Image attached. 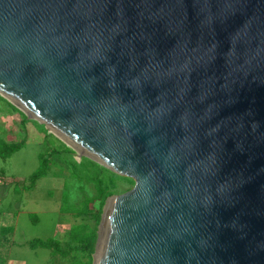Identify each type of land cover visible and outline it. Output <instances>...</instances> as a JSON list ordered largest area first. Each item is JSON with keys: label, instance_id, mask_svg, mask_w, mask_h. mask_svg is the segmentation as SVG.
<instances>
[{"label": "water", "instance_id": "1", "mask_svg": "<svg viewBox=\"0 0 264 264\" xmlns=\"http://www.w3.org/2000/svg\"><path fill=\"white\" fill-rule=\"evenodd\" d=\"M0 95L134 180L93 264H264V0H0Z\"/></svg>", "mask_w": 264, "mask_h": 264}, {"label": "rangeland", "instance_id": "2", "mask_svg": "<svg viewBox=\"0 0 264 264\" xmlns=\"http://www.w3.org/2000/svg\"><path fill=\"white\" fill-rule=\"evenodd\" d=\"M0 140L22 143L8 158L0 157V264L2 260L3 264H59V260H52L48 249H34L27 242L48 237L64 240L69 228L82 222L81 217L64 212L62 207L65 192L68 203L75 205L95 192L93 183L86 180L84 173L80 174L84 180L73 175L80 169L75 162L85 156L75 150L71 153L44 123L10 110L2 100ZM41 157L48 159L49 167L30 188V176L40 165ZM132 186L121 180L117 193ZM94 206L98 208L99 202ZM31 214H36L38 220ZM10 225L14 226V231L3 233L2 227Z\"/></svg>", "mask_w": 264, "mask_h": 264}, {"label": "trees", "instance_id": "3", "mask_svg": "<svg viewBox=\"0 0 264 264\" xmlns=\"http://www.w3.org/2000/svg\"><path fill=\"white\" fill-rule=\"evenodd\" d=\"M0 100L6 102L10 110L20 111L24 117L26 115L19 110L14 104L0 95ZM22 143L9 142L0 140V157L6 159L18 150ZM66 148L72 153L73 149ZM47 158L41 157L40 165L30 176V185L32 188L35 182L44 176L47 172L49 164ZM79 171L73 174L79 180H84L80 174L86 175V180L93 183L95 192L92 196H86L78 205L70 204L68 193L65 192L63 199L65 205L62 207L64 212H71L75 216L81 217L82 222L73 224L64 240L58 237L33 238L27 242L31 248H46L50 251L52 260H59V264H93V253L95 252L96 241L98 237V226L103 212V206L108 196L117 193L119 181H127L134 185L131 177L123 176L97 163L96 161L83 157L81 161L75 162ZM128 190V189H126ZM125 190V191H126ZM124 192V191H123ZM99 202V207L94 206L95 202ZM35 221L38 220L36 214H31ZM3 233L14 231V226H3ZM2 260V259H1ZM3 264V260L1 261Z\"/></svg>", "mask_w": 264, "mask_h": 264}, {"label": "bare ground", "instance_id": "4", "mask_svg": "<svg viewBox=\"0 0 264 264\" xmlns=\"http://www.w3.org/2000/svg\"><path fill=\"white\" fill-rule=\"evenodd\" d=\"M71 143V142H70ZM78 148V147H77ZM78 152L81 154L82 153V150L78 148Z\"/></svg>", "mask_w": 264, "mask_h": 264}]
</instances>
